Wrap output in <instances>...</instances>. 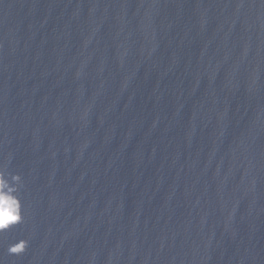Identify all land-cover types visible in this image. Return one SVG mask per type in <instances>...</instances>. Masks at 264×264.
<instances>
[{"label": "water", "instance_id": "obj_1", "mask_svg": "<svg viewBox=\"0 0 264 264\" xmlns=\"http://www.w3.org/2000/svg\"><path fill=\"white\" fill-rule=\"evenodd\" d=\"M0 172V264H264V0H0Z\"/></svg>", "mask_w": 264, "mask_h": 264}, {"label": "clouds", "instance_id": "obj_2", "mask_svg": "<svg viewBox=\"0 0 264 264\" xmlns=\"http://www.w3.org/2000/svg\"><path fill=\"white\" fill-rule=\"evenodd\" d=\"M12 180H21L19 173L9 174ZM4 174L0 172V184L3 183ZM11 182V181H10ZM19 219L18 216H5L3 213H0V228L6 227L8 221L15 222Z\"/></svg>", "mask_w": 264, "mask_h": 264}]
</instances>
